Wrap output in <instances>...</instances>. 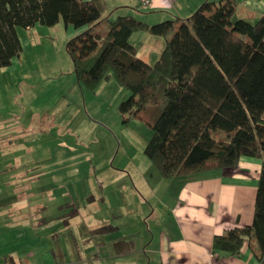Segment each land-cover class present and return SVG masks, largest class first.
Segmentation results:
<instances>
[{
  "label": "trees",
  "instance_id": "1",
  "mask_svg": "<svg viewBox=\"0 0 264 264\" xmlns=\"http://www.w3.org/2000/svg\"><path fill=\"white\" fill-rule=\"evenodd\" d=\"M235 8L236 0H205L185 18L147 23L130 13L101 17L96 0H0V67L21 51L20 26H86L65 43L77 81L94 89L113 71L130 92L119 112L150 128L143 152L162 177L232 169L243 156L261 160L251 222L215 234L212 250L232 255L245 243L264 264V11L250 21L235 18ZM136 30L166 37L151 64L128 40Z\"/></svg>",
  "mask_w": 264,
  "mask_h": 264
},
{
  "label": "crops",
  "instance_id": "2",
  "mask_svg": "<svg viewBox=\"0 0 264 264\" xmlns=\"http://www.w3.org/2000/svg\"><path fill=\"white\" fill-rule=\"evenodd\" d=\"M96 1L101 17L112 19L130 13L155 23L176 16L185 18L205 0ZM263 11L264 0H236L234 14L238 12V17L253 21ZM106 26L104 21L97 25L100 30ZM85 27L67 28L73 36ZM148 34L146 30L130 34L128 40L136 54V45L144 44ZM18 55L0 68L18 65ZM138 56L146 62L150 59ZM3 109L0 100V264H257L245 243L237 253L224 256L212 250V238L230 226L251 222L260 159L243 156L232 169L174 178L162 177L149 163L143 171H123L112 178L121 181L114 189L122 194L112 207L113 216L99 220L91 204L84 211L86 205L79 207L77 202L66 200L74 199L68 194L78 188V164L67 166L61 150L64 142L56 145V166L44 184L39 181L41 175L24 171L25 164L35 160L28 140L29 120L33 118L20 123L18 113L11 110L4 115ZM67 167L73 169L69 174ZM148 168L152 172L149 176ZM87 211L89 219H80ZM77 214L79 235L77 229H69ZM103 224L114 227L95 234L96 238L88 235V229ZM122 240L131 242V247L118 249L121 246L116 242Z\"/></svg>",
  "mask_w": 264,
  "mask_h": 264
},
{
  "label": "rangeland",
  "instance_id": "3",
  "mask_svg": "<svg viewBox=\"0 0 264 264\" xmlns=\"http://www.w3.org/2000/svg\"><path fill=\"white\" fill-rule=\"evenodd\" d=\"M234 17H238V12ZM67 27L60 20L53 25L17 28L22 42L17 56L19 67L13 64L0 68V100L4 115L13 110L19 114L20 123L33 118L29 120L28 140L35 150L32 157L35 160L27 162L24 171L41 175L39 181L44 184L46 175L56 166V145L64 142L61 150L67 166L71 162L78 164V188L68 194L74 199L66 200L77 202L79 207L86 205L84 211L91 204L96 218L104 220L112 218L113 206L122 196L114 189L121 181L112 178L127 170L143 171L145 163L156 167L143 152L151 130L139 117L129 115L123 120L118 105L130 92L116 80L112 70L94 89L77 81L65 47L71 36ZM148 35L144 44L136 48L138 55H148L147 62L151 64L158 58L166 37ZM70 171L73 169L67 167L66 172ZM146 173L149 176L152 172L149 169ZM89 217L87 211L80 219L87 221ZM76 219L78 214L72 218L69 229L73 232L77 229L79 235L81 226L75 225ZM82 226L85 228L86 223ZM87 233L90 234L89 229ZM91 234L92 238L98 236Z\"/></svg>",
  "mask_w": 264,
  "mask_h": 264
}]
</instances>
